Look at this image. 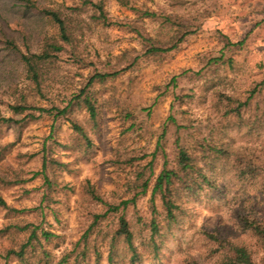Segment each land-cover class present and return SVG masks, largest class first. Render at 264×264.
Segmentation results:
<instances>
[{
  "label": "rangeland",
  "instance_id": "obj_1",
  "mask_svg": "<svg viewBox=\"0 0 264 264\" xmlns=\"http://www.w3.org/2000/svg\"><path fill=\"white\" fill-rule=\"evenodd\" d=\"M92 1L103 3L110 24L95 19L92 6H82V0H31L36 6L21 0H0V114L19 118L9 104L21 94L30 103L49 104L48 99L35 93L20 52L7 43L12 40L24 53H41L49 40H58V28L43 13V7L57 9L69 19L75 44L84 58V62L77 63L69 52H63L44 69L47 70L44 82L47 96L55 101L75 91L95 69L119 68L123 61L119 57L126 50L134 48L133 53L140 54L141 41L138 33L130 30L131 25L157 40H165L170 35L168 28L159 22L139 20L132 6L146 5L189 18L203 17L200 28L178 49L156 61H141L134 69L95 85L99 105L97 123L83 109L78 108L74 114L89 134L92 141L89 149H84L82 139L69 121L58 123L55 139L47 147L49 157L58 161L48 172L50 186L41 175L34 173L42 167L43 144L51 132L52 119L45 116L0 127V195L18 209H34L40 204L44 207L42 212L38 209L18 213L0 206V228H9L0 232V264H5L9 249L19 250L27 241L29 231H19L14 227L17 224L40 226L39 232L44 229L52 235L49 240L41 238L42 243L34 249H27V262L11 255L9 264L46 261L58 264L67 254L70 257L66 264H75L74 257L84 247V241L79 245L77 242L88 230L93 215L106 210L87 194V186H93L108 202L116 203L126 196L131 169L151 160L170 114L174 88L170 85L165 91L166 86L183 70H189V77L179 78L175 90L185 96L174 112L180 122L190 126L185 132H190L193 140H201L213 126L226 122L227 133L216 129L214 142L218 138V143L224 141L225 148L256 151L264 160V104L260 111L263 127L252 130L234 117H224V103L218 104V110L214 105L221 94L244 97L264 80V0ZM221 34L242 45L226 48ZM221 52L232 57L233 62L206 65L208 59ZM108 62L111 67H107ZM198 71H201L200 77L196 75ZM261 96L264 103V89ZM124 108L131 109L135 115L126 118ZM254 115L255 110L251 108L245 111L244 118L253 121ZM174 130L170 127L163 141L170 160L173 159ZM162 162V157H157L155 172L160 170ZM233 163V156L221 157L208 170L215 188L206 187L185 195L179 222L161 241L159 261L152 257L146 236L136 233L134 243L142 256L139 264H218L222 244L229 242L246 246L261 263L264 248L245 227V222L253 217L264 220V196H260L264 179L235 176ZM43 196H48V200L42 202ZM149 198L150 192L138 201L137 208L143 216H149ZM128 216L135 219L133 210ZM117 225V217L109 215L92 228L83 264H97L96 250L101 252L98 264H110L109 240ZM126 256L127 250L120 243L116 264H128Z\"/></svg>",
  "mask_w": 264,
  "mask_h": 264
},
{
  "label": "trees",
  "instance_id": "obj_2",
  "mask_svg": "<svg viewBox=\"0 0 264 264\" xmlns=\"http://www.w3.org/2000/svg\"><path fill=\"white\" fill-rule=\"evenodd\" d=\"M21 1L27 2L28 5L36 6L31 0ZM83 5L92 6L95 19L104 24L111 23L105 14L103 3L94 2L92 0H82V6ZM80 8L81 7L74 10ZM41 9L57 26L59 39L49 40L41 53H24L12 40H7V43L10 47L20 52L21 60L26 69L27 78L32 83L35 93L43 99H48L49 104L47 106H40L30 103L26 100L25 95L21 94L19 99L9 104V108L14 115L20 117L4 116L0 114V127L10 123L23 124L24 122L34 121L45 116L52 119L51 132L46 137L43 144L42 167L34 173L35 176L41 175L50 186L52 182L48 172L51 170V165L54 162L58 163V161L49 157L50 154L47 147L50 145L48 144L49 141H54L55 139L54 133L58 123L62 120L69 121L74 132L78 135V138L82 139L84 149H89L92 145V141L86 128L75 119L74 114L78 108L83 109L88 113L90 120L94 124L97 123L99 105L94 89L95 85L97 83L104 84L127 70L134 69V67L139 66L141 61H156L167 53L178 49L180 44L184 42L190 34L200 28V19L203 16H193L189 18L184 15L179 16L178 14H168L164 11H157L146 5L132 6L131 9L136 13L139 20L148 19L153 22H159L162 26L168 28L171 32L170 35L165 40H157L143 32L140 28H136L135 25H131L133 28H130V30L138 33L142 52L140 54H134L133 52L136 51L134 48L126 50L124 54L119 57L123 59V61L119 63V65H121L119 68H110L111 70L105 68L95 69L75 91L55 101L53 98L47 96V86H44V82L47 80V70L44 71V69L51 65L54 59L63 52H69L74 62L77 63L84 62V58H82L75 44L69 19L57 9L47 7ZM221 35L224 38V46L226 48L242 45V42L235 43L228 36L224 34ZM219 62L232 63L233 58L221 52L219 55L208 59L206 65H218ZM106 65L107 67H111L110 62ZM188 73L189 70H183L180 75L173 76L171 82L166 86L165 91L169 90L170 85L174 88V99L171 103L170 114L163 124L162 133L158 139L151 160L146 164H138L136 168L131 169L130 177L126 184V196L116 203L108 202L93 186H87V194L96 202L102 203L106 207V210L102 213L93 215V220L88 230L84 234L82 240L77 242L76 245H79L81 241H84V247L74 257L75 264H83L86 261L89 233H91L92 228L95 227L101 219H105L109 215H115L118 219V225L113 230L109 240L110 264H116L120 243L123 244L124 249L127 250L126 258L128 264H139L142 256L134 243L137 232L143 237L146 236L147 244L151 248L152 257L156 261H159L161 258V241L166 232L179 222V217L184 212L183 200L185 195L194 194L206 187L212 186V189L215 188L208 170L210 167H213L214 163H216L218 159H221V157L229 158L233 156V171L235 176L247 180L264 179V160L261 158L260 153L253 150H245L244 152L242 149L225 148L224 141L220 140L218 143V138L217 142H214L215 140L213 137L217 135L216 129L227 133V126L224 125L226 122L222 123L219 127L213 126L211 132L201 140H193L191 133L185 132L190 126L187 123L180 122L177 112H174L177 106H181L183 102L182 99L185 95L177 94L175 89L178 87L179 78L189 77ZM196 73V75L200 77L201 71ZM263 89L264 80L248 90L247 95L244 97L237 95H227L224 97V94H221L219 98L217 97L214 105L218 110V104L223 105L224 103V117H234L239 123L245 125L250 130L258 129L263 127L261 126L263 121L260 119L262 115L260 113L262 110L261 105L264 104L261 102V99H263L261 96ZM259 97L261 98L259 99ZM251 108L255 110V119L248 122L244 118V114L245 111L247 112ZM144 109L150 110V108ZM123 113L126 118H131L135 115L129 108H124ZM227 123H229V121ZM170 127L175 128L172 145V160H170L169 153L164 145L165 142H163L166 140ZM159 156L162 157L163 162L160 166V170L155 172V161ZM263 182H261V191L263 193H261L260 196H264ZM149 192V216H143L139 213L137 204L139 199L146 196ZM48 198V196H43L42 202L46 199L48 200ZM40 205L34 209H18L10 206L0 195V206L14 212L37 211L38 209L42 212L44 207ZM131 210H133L134 213V220L128 216ZM245 223V227L252 231L264 248V220L253 217L246 219ZM32 225L33 224H17L14 226L19 231H29V236L19 250L9 249L7 251L5 264H9L8 260L11 255L16 256L24 263L27 262V249H34L37 244L40 245V243H42L41 238L44 240L50 239L52 232L44 229H41L39 232L41 227ZM8 229L7 227L0 228V232H6ZM218 241L221 242L224 240L218 238ZM222 245L224 246L218 264H264V258L261 263H258L246 246L232 242ZM95 253L98 264L101 252L96 250ZM69 257L70 254L65 255L58 264H66L69 261ZM44 264H49V262L46 261ZM192 264L199 263L194 262Z\"/></svg>",
  "mask_w": 264,
  "mask_h": 264
}]
</instances>
